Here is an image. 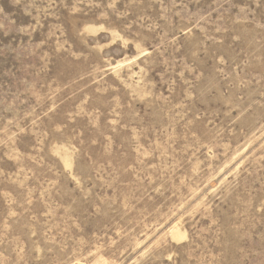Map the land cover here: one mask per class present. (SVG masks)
<instances>
[{"label":"rangeland","instance_id":"1","mask_svg":"<svg viewBox=\"0 0 264 264\" xmlns=\"http://www.w3.org/2000/svg\"><path fill=\"white\" fill-rule=\"evenodd\" d=\"M0 264H264V0H0Z\"/></svg>","mask_w":264,"mask_h":264}]
</instances>
